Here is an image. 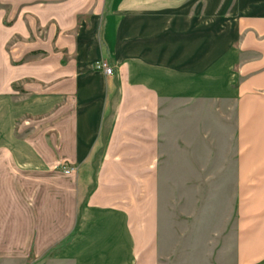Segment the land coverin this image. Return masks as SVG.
<instances>
[{"label":"crops","instance_id":"1","mask_svg":"<svg viewBox=\"0 0 264 264\" xmlns=\"http://www.w3.org/2000/svg\"><path fill=\"white\" fill-rule=\"evenodd\" d=\"M176 100L234 102L216 224L176 202L161 216ZM245 160L264 176V0H0V264H262L264 180L241 183Z\"/></svg>","mask_w":264,"mask_h":264},{"label":"rangeland","instance_id":"2","mask_svg":"<svg viewBox=\"0 0 264 264\" xmlns=\"http://www.w3.org/2000/svg\"><path fill=\"white\" fill-rule=\"evenodd\" d=\"M162 111L168 116V121L162 122L159 157L162 219L169 222L168 202H176L182 213L205 212L207 208L203 224H216L220 217L218 208L227 206L233 194L213 191L217 185L236 183L234 102L176 100L165 102ZM242 148L246 149V146L242 145ZM258 164L260 162L242 161L241 183L247 188L264 180V176L248 175ZM241 195V199H246L250 192L247 190ZM56 260L53 256L27 257L15 262L13 259L12 264H62Z\"/></svg>","mask_w":264,"mask_h":264},{"label":"built area","instance_id":"3","mask_svg":"<svg viewBox=\"0 0 264 264\" xmlns=\"http://www.w3.org/2000/svg\"><path fill=\"white\" fill-rule=\"evenodd\" d=\"M95 67L101 71H103L104 74L109 75L112 73V68L108 65V63L104 60H99L95 63ZM62 174L69 175L74 171L73 167H63Z\"/></svg>","mask_w":264,"mask_h":264}]
</instances>
